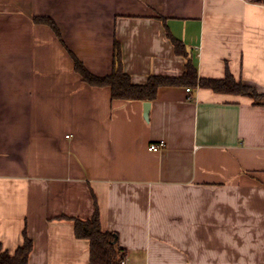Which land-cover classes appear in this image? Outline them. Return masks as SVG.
<instances>
[{"label": "crops", "instance_id": "1", "mask_svg": "<svg viewBox=\"0 0 264 264\" xmlns=\"http://www.w3.org/2000/svg\"><path fill=\"white\" fill-rule=\"evenodd\" d=\"M168 36L199 78L229 72L264 94V3L0 0L2 251L26 233L28 264H88L72 219H89L95 202L124 264H264V106L162 87L146 120V102L87 85L69 55L103 77L117 41L123 71L143 85L183 74Z\"/></svg>", "mask_w": 264, "mask_h": 264}, {"label": "trees", "instance_id": "2", "mask_svg": "<svg viewBox=\"0 0 264 264\" xmlns=\"http://www.w3.org/2000/svg\"><path fill=\"white\" fill-rule=\"evenodd\" d=\"M253 1L264 3V0ZM35 21L51 28L63 44L57 27L50 18H37ZM168 37L175 54L185 60L183 74L179 77L152 75L147 78L146 83L143 85L133 84L129 75L123 71L121 50L117 41H114L113 44L111 72L103 77L91 74L71 52H69V55L73 62V69L81 81L92 87L108 88L113 100L152 102L155 100L159 88L162 87H198L210 89L214 93L247 97L252 100L254 105L264 106V94L259 93L251 86L236 81L229 72H226L225 77L221 80L199 78L183 44L170 36ZM72 221L74 237L89 242L88 264H124L125 250L119 247L116 233L102 231L95 202L93 214L89 219L74 218ZM31 250L32 242L24 233V244L14 254L10 255L0 249V264H28Z\"/></svg>", "mask_w": 264, "mask_h": 264}, {"label": "built area", "instance_id": "3", "mask_svg": "<svg viewBox=\"0 0 264 264\" xmlns=\"http://www.w3.org/2000/svg\"><path fill=\"white\" fill-rule=\"evenodd\" d=\"M187 92H189V89H186ZM164 146V143L163 142H159V143H156V144H151L149 146V150L153 151V152H157L159 151L162 147Z\"/></svg>", "mask_w": 264, "mask_h": 264}, {"label": "water", "instance_id": "4", "mask_svg": "<svg viewBox=\"0 0 264 264\" xmlns=\"http://www.w3.org/2000/svg\"><path fill=\"white\" fill-rule=\"evenodd\" d=\"M150 104L149 102L144 103V118L147 120Z\"/></svg>", "mask_w": 264, "mask_h": 264}]
</instances>
